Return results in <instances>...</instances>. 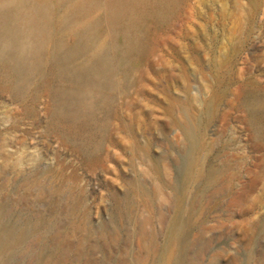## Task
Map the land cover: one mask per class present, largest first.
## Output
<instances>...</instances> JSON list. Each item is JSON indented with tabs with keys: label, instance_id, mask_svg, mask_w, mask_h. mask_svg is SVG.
Instances as JSON below:
<instances>
[{
	"label": "rangeland",
	"instance_id": "rangeland-1",
	"mask_svg": "<svg viewBox=\"0 0 264 264\" xmlns=\"http://www.w3.org/2000/svg\"><path fill=\"white\" fill-rule=\"evenodd\" d=\"M36 1L0 0L10 264H264V0Z\"/></svg>",
	"mask_w": 264,
	"mask_h": 264
},
{
	"label": "bare ground",
	"instance_id": "bare-ground-1",
	"mask_svg": "<svg viewBox=\"0 0 264 264\" xmlns=\"http://www.w3.org/2000/svg\"><path fill=\"white\" fill-rule=\"evenodd\" d=\"M148 2V0H110V11L108 17L115 24L118 23V19L120 16H125L129 20V16H137L142 14L143 11L147 8V6H149V4L151 3ZM3 15V17H7V19H9L11 23V34L20 33L18 32V27L16 26V23L18 20L21 21L22 19H25V21L29 24L36 26L37 28H39V30H45L49 25L48 7L44 3L37 2L36 0H8ZM6 25H8V22ZM3 26L5 25L3 24ZM6 28L8 30V26ZM16 37L12 41L14 43L15 49H17L16 46L18 42V38ZM20 45L19 48H22L24 50L32 48L33 52L35 50V47L32 46L29 42H26V39L20 41ZM14 236L15 233L13 231H10L9 234H6L5 238H7L8 240H12ZM3 237V232H0V264H10V260L3 255L1 250V240Z\"/></svg>",
	"mask_w": 264,
	"mask_h": 264
}]
</instances>
